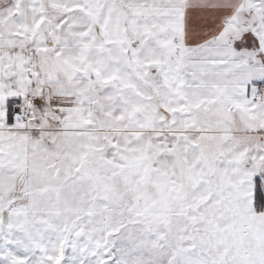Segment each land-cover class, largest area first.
Here are the masks:
<instances>
[{
	"label": "snow or ice",
	"instance_id": "snow-or-ice-1",
	"mask_svg": "<svg viewBox=\"0 0 264 264\" xmlns=\"http://www.w3.org/2000/svg\"><path fill=\"white\" fill-rule=\"evenodd\" d=\"M0 264H264V0H0Z\"/></svg>",
	"mask_w": 264,
	"mask_h": 264
}]
</instances>
